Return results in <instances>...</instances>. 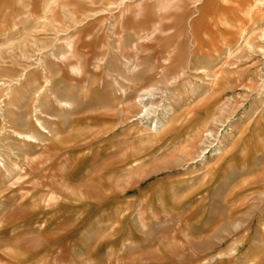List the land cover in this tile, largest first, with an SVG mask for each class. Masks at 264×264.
<instances>
[{
	"label": "rangeland",
	"instance_id": "1",
	"mask_svg": "<svg viewBox=\"0 0 264 264\" xmlns=\"http://www.w3.org/2000/svg\"><path fill=\"white\" fill-rule=\"evenodd\" d=\"M202 2L0 0V230L61 180L155 183L157 264H264V19Z\"/></svg>",
	"mask_w": 264,
	"mask_h": 264
},
{
	"label": "crops",
	"instance_id": "2",
	"mask_svg": "<svg viewBox=\"0 0 264 264\" xmlns=\"http://www.w3.org/2000/svg\"><path fill=\"white\" fill-rule=\"evenodd\" d=\"M217 3L218 0H203L202 5L210 13ZM259 5L257 0H230L228 5H222L220 0L218 6L220 11L256 15L254 21L257 17L261 21L264 16L260 14L264 11L256 9L250 13L251 7ZM208 30L199 26L197 34L204 49L213 52L215 48L204 37ZM125 63L130 65L129 61ZM89 179L77 183L61 180L57 182L61 191H51L49 206L28 205L16 222L4 219L5 228L0 230V264H157L155 183H147L144 192H132L120 190L115 183L107 187L94 177ZM131 184L139 188L140 183ZM203 186L201 194L200 191L194 194L195 201L204 193ZM157 201L161 202L159 209L165 212L163 199ZM198 206L200 210H190L195 215L193 221L202 226L207 211ZM169 259L170 264H184L178 251H171Z\"/></svg>",
	"mask_w": 264,
	"mask_h": 264
},
{
	"label": "bare ground",
	"instance_id": "3",
	"mask_svg": "<svg viewBox=\"0 0 264 264\" xmlns=\"http://www.w3.org/2000/svg\"><path fill=\"white\" fill-rule=\"evenodd\" d=\"M127 64V63H126ZM151 91H149V90H146V91H144V90H141V93H140V95L138 96V98H137V100L134 102V104H132V105H127L128 107H129V109H136V110H140V112H139V114L137 115V119L138 120H149L150 118H151V110L150 109H148V108H150V107H148V108H145V105L144 104H146V102L149 100V99H151ZM64 107H67V105H64ZM153 109V108H152ZM153 111V110H152ZM168 111V110H167ZM154 116V115H153ZM154 128L152 129V130H150V129H148V134H150V133H152V132H155L156 133V131L157 130H159V129H162L163 127H164V125H163V123H160V124H158V122H155L154 121ZM37 125H38V127H39V129H41V130H43V128H42V126H41V124L39 123V122H37ZM20 138H22V139H24V140H26V141H28V142H35V139L33 138V137H31V136H27V135H21V134H19L18 135ZM209 137V136H208ZM2 165V160H1V158H0V166Z\"/></svg>",
	"mask_w": 264,
	"mask_h": 264
}]
</instances>
